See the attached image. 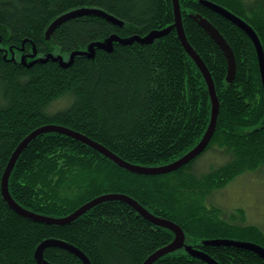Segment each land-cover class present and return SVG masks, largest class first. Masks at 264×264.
Listing matches in <instances>:
<instances>
[{"label":"trees","instance_id":"16d2710c","mask_svg":"<svg viewBox=\"0 0 264 264\" xmlns=\"http://www.w3.org/2000/svg\"><path fill=\"white\" fill-rule=\"evenodd\" d=\"M248 22L264 46V0H209ZM189 42L215 81L220 113L207 148L180 169L160 175L131 172L73 136L50 131L21 153L9 179L13 198L50 217L71 214L107 193H124L185 231L186 243L220 264H264L258 253L205 239H235L264 247V224L248 210L214 204V193L238 177L264 168V88L255 45L233 21L203 4L180 0ZM81 7L107 11L122 26L83 14L46 31L60 15ZM207 17L225 36L237 60L233 82L227 57L191 14ZM175 23L173 0H0V264H39L35 250L48 238L82 249L93 264H143L174 240V233L143 217L122 200L98 203L76 220L55 224L25 217L2 193V177L19 143L35 129L60 125L86 135L123 159L145 166L171 163L195 147L211 120L205 77L175 27L151 43L113 42L93 56L76 55L64 66L49 53L68 57L113 34L146 37ZM36 51L34 57L31 54ZM25 56L27 58H20ZM209 150L225 161L199 173L196 161ZM218 155V156H219ZM53 264H84L73 252L47 247ZM154 264H208L184 248Z\"/></svg>","mask_w":264,"mask_h":264},{"label":"water","instance_id":"95a60500","mask_svg":"<svg viewBox=\"0 0 264 264\" xmlns=\"http://www.w3.org/2000/svg\"><path fill=\"white\" fill-rule=\"evenodd\" d=\"M201 2L208 7L214 9L215 11L221 13L231 21H233L236 25L241 27L252 39L257 56H258V62L260 67V73H261V79L263 83L264 88V46L261 42V39L259 38L257 32L255 29L246 22L243 18L236 15L232 11L226 9L225 7L218 5L214 2H211L209 0H201ZM174 5V12H175V23L162 30H153L148 36L146 37H140V36H133L131 38H122L119 35L113 34L109 37L107 41H98L92 43L87 50L85 51H75L71 53L70 59L65 62L64 57L59 54L57 56H54L52 53H49L44 58L40 57L39 59L42 61L48 60L50 57L54 58L55 60L61 61V63L64 66L70 65L73 60L75 59L76 55H83V54H89L90 56H93L96 51V46L105 48L108 50L113 49V42L118 41L122 43H132L135 40L145 42V43H151L155 40L156 37H160L166 33L169 32V30L172 27H175L178 31V35L183 43V46L185 47L187 53L193 58V60L197 63L199 66L202 74L205 77L206 83L208 85L209 94L211 97V103H212V109H211V120L209 123V126L203 135L200 142L193 147L190 151L185 153L183 156L178 158L177 160L164 164L159 166H145V165H139L135 163H131L119 155L115 154L111 150H109L104 145L92 140L91 138L87 137L86 135L79 133L73 129L63 127L60 125H46L39 127L32 131L29 135H27L17 146L15 151L13 152L7 166L5 169V172L2 177V193L5 198V200L9 203V205L15 209L18 213L25 217L32 218L37 221L47 222V223H55V224H65L70 223L83 214H85L87 211H89L92 207L97 205L100 202L107 201V200H122L127 202L129 205L134 207L143 217L148 219L149 221L153 222L154 224L158 226H162L165 228L170 229L175 237L174 240L169 243L168 245L158 249L156 252L151 254L143 264H154L159 258L162 256L174 252L178 249L184 248L188 254H190L193 257H196L198 259H201L205 261L208 264H220L213 256L205 252L204 250L194 247L191 244L186 243V235L184 229L176 222H174L171 219H167L164 217H161L159 215H156L149 211L145 206H143L138 200L133 198L130 195L124 194V193H107L103 195H99L83 205H81L79 208H77L75 211H73L71 214L64 216V217H50L47 215L35 213L31 210L26 209L22 205H20L11 195L10 189H9V179L11 176V173L16 165V162L18 158L20 157L21 153L24 151V149L28 146V144L39 134L50 132V131H58L70 136H73L79 140H82L83 142L89 144L90 146L94 147L95 149L102 152L105 156L112 159L115 163L120 165L121 167L135 173L144 174V175H160V174H167L173 171H176L180 169L181 167H184L188 163H190L192 160L196 159L209 145L218 122V116L220 113V100L218 98L217 89L215 85V81L212 77V74L206 65L205 61L201 57V55L195 50V48L191 45V43L188 40L183 17H182V10H181V4L180 0H173ZM83 14H96L100 15L107 20L118 24L122 26L124 22L114 15L108 13L105 10L97 9V8H90V7H81L77 9L70 10L56 19H54L51 24L49 25L47 31H46V37L50 38L54 30L63 22L67 21L68 19L81 16ZM191 17H193L195 20L198 21V23L205 28V30L212 36V38L219 44V46L224 51L227 60H228V72L226 79L227 81L233 82L235 79V75L237 72V60L233 51V48L225 38V36L221 33V31L216 27L207 17L204 15L197 13V14H191ZM36 55V51H34L31 56L34 57ZM24 60V57H23ZM203 244L207 245H223V246H235L240 247L248 250H252L256 253H258L261 257L264 259V247L249 241H243V240H235V239H226V238H217V239H205L203 240ZM51 246H59L62 248H65L74 254H76L83 262L84 264H93L89 256L79 247L65 241L60 240L56 238H48L43 240L39 245L37 246L35 250V257L39 264H53L49 260H47L44 256V251L47 247Z\"/></svg>","mask_w":264,"mask_h":264},{"label":"rangeland","instance_id":"374dc122","mask_svg":"<svg viewBox=\"0 0 264 264\" xmlns=\"http://www.w3.org/2000/svg\"><path fill=\"white\" fill-rule=\"evenodd\" d=\"M70 55L67 58L62 55L65 62L70 59ZM23 57L27 58L25 56L20 58ZM218 155L216 150H209L199 158L195 166L199 173L207 172L226 160L225 157ZM213 200L214 204L227 209L239 206L245 208L249 213L247 215L249 222L262 226L264 224V168L260 173L254 175L248 173L238 177L224 189L215 192Z\"/></svg>","mask_w":264,"mask_h":264}]
</instances>
